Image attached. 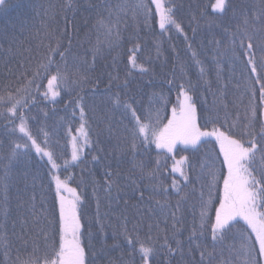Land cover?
<instances>
[{
    "label": "trees",
    "instance_id": "trees-1",
    "mask_svg": "<svg viewBox=\"0 0 264 264\" xmlns=\"http://www.w3.org/2000/svg\"><path fill=\"white\" fill-rule=\"evenodd\" d=\"M163 3L183 34L171 23L161 27L151 0L0 2V95L10 91L23 102L26 94L16 90L50 56L54 70L67 74L49 86L53 71L39 81V91L35 85L30 89L23 112L31 140L16 127L18 118L12 123L0 110L5 112L0 116V264H44L59 249L53 177L79 196L85 264H144L141 243L152 249L149 264H243L241 245L255 236L242 219L233 222L222 242L214 245L211 238L227 175L215 137H201L196 147L177 144L170 153L156 148L151 131L148 145L140 137L133 149L132 131L137 117L157 133L173 118V108L179 119L183 86L201 131L215 128L240 138L255 87L259 134L264 106H259L257 76L239 39L233 44L232 37L245 29L253 37L257 75L264 78V0H226L223 13L213 12L216 0ZM101 20L111 27V36ZM45 91L59 95L46 99ZM32 140L42 149L39 154ZM174 165L183 176L173 172ZM255 167H260L259 157ZM61 192L67 201L74 200L73 192ZM177 241L179 250L169 252L177 249Z\"/></svg>",
    "mask_w": 264,
    "mask_h": 264
},
{
    "label": "snow or ice",
    "instance_id": "snow-or-ice-1",
    "mask_svg": "<svg viewBox=\"0 0 264 264\" xmlns=\"http://www.w3.org/2000/svg\"><path fill=\"white\" fill-rule=\"evenodd\" d=\"M2 2V0H0ZM152 5L155 6L156 14L160 17L161 27H164V23L174 24L176 30L183 34L181 25L176 23L171 16V8L167 7L163 0H151ZM138 7H144L138 5ZM213 12L223 13L226 10V0H216V3L212 5ZM148 13H151V8L147 9ZM101 27H107V35L111 36V27H108L101 20ZM247 23V22H246ZM187 39V37H185ZM239 39L240 47L244 50V54L247 57L248 65L251 67L252 75L257 76L254 84L259 85V106H264V78L257 75V61L255 58L256 45L253 44V37L247 33L245 29L244 33L240 36H233L232 42L235 44ZM245 41L247 46L245 48ZM219 43V42H217ZM261 50L264 52V40L260 42ZM191 48V45H189ZM57 51V49H53ZM60 56L63 58L64 53L60 52ZM196 54L193 53L195 59ZM264 61V55L261 57ZM129 62L134 67H138L135 64L134 58L130 57ZM199 64V60L196 61ZM140 71H147L142 66ZM264 68V63L261 64ZM48 78V85L51 86L53 82H61L66 80L67 74L62 73L59 67L53 65L52 57H49L47 64L41 63L36 71L33 73L31 79L27 80V83L18 88L16 91L19 93L23 91L27 98H31V91L33 85H35L37 91L40 89L39 81L47 77L49 73H53ZM201 72L203 69L201 68ZM252 98L246 120L243 124V134L240 138H236L232 133L225 132L220 129H213L211 132L201 131L196 126V107L192 101V97L181 86L180 97V114L177 119L176 109L173 108V118L168 121V124L163 130L158 133L155 129L150 128V124L142 123L140 119L136 118V128L132 131L133 143L132 148L137 147V140L143 137V143L145 146L149 143V131H151L153 140L157 149L165 148L168 152H172L177 144L191 145L196 147L200 142L201 137H215L216 141L220 145L221 153L223 154V166L227 169V175L224 177L223 195L220 199L219 207L215 210V221L211 224V238L214 243H220L224 240L225 235L234 226V221L237 218L242 219L251 228L252 234L255 236L254 242H245L241 245L243 253V264H264V123L261 124V132L257 134L255 132L257 122V109L255 87L251 89ZM46 99L51 97L55 100L59 95L58 91H45L42 93ZM24 99L23 102L17 95L12 92H8L7 96L0 95V110L6 111V118L10 119V122L15 123L18 118L20 123L16 127L24 135L28 136V139H32L31 135L27 132L25 126V113L23 108L28 103V99ZM79 106V104L77 105ZM125 107H129L125 105ZM5 115L4 111H0V116ZM81 120H84V109L81 108ZM261 117H264V111L260 113ZM133 117H136L135 111H133ZM82 129L84 125L82 124ZM87 143V134L82 133ZM244 137H248L245 141ZM33 147L39 154L42 149L36 146L35 140H32ZM21 145L17 144L16 149H19ZM18 153L13 152V157ZM44 156L49 158L52 162V156L49 152L44 151ZM257 157L260 160V167H255ZM73 160L77 159V154L73 152ZM181 159L179 163L183 162ZM53 168L56 167L55 163H52ZM180 171V175L183 176L184 172L177 166H173V172ZM257 173L259 179L256 178L253 173ZM110 175V174H109ZM187 179V177H185ZM56 187V200L59 205V230H60V244L59 249L54 250L53 258L49 259L47 256L44 258V264H85V252L80 245V218L76 213L77 201L79 196L75 195V191L67 187L65 182H62L59 177H53ZM111 185L105 189L109 192ZM173 188L176 189V182L173 181ZM64 189L69 192H73L74 200L69 202L62 195L61 190ZM179 191L178 189H176ZM206 205L202 207V227L203 221L207 213L205 211ZM179 209H177L178 211ZM175 218V213H173ZM175 227V224L173 225ZM128 243L135 246V243L131 238H128ZM179 250V241H177V249L169 248V252ZM139 252L142 254L144 264H149V259L152 254V249L145 247L142 243L139 247ZM203 260V253L201 254ZM19 264H38V261H19ZM227 264V262H224Z\"/></svg>",
    "mask_w": 264,
    "mask_h": 264
}]
</instances>
